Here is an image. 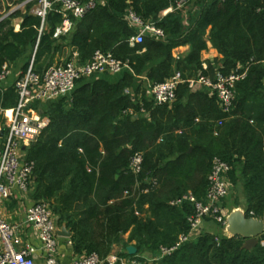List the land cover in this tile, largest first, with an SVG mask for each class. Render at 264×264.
Listing matches in <instances>:
<instances>
[{
	"label": "trees",
	"instance_id": "1",
	"mask_svg": "<svg viewBox=\"0 0 264 264\" xmlns=\"http://www.w3.org/2000/svg\"><path fill=\"white\" fill-rule=\"evenodd\" d=\"M25 1L0 0V5L6 2L10 9ZM180 1L104 0L82 18L71 16L72 30L57 38L54 32L64 21L60 5L44 23L33 13L39 0L4 18L0 14V70L8 63L24 73L35 53L33 68L43 74L73 51L86 63L97 50L112 51L129 65L117 82L84 78L70 96L44 104L50 123L26 150V158L35 162L31 196L48 202L58 225L73 232L77 255L96 252L106 260L129 233L127 244L135 243L137 253L129 254L126 247L120 257L145 251L159 257L161 248L173 246L189 230L193 213L191 203L172 201L189 191L205 198L215 157L232 167L231 191L243 185L247 216L264 218V0H185L193 8L188 25ZM170 7L174 10L162 16ZM130 10L155 22L165 36L147 34L142 43L131 45L139 29L127 20ZM209 44L222 57L204 69L202 54ZM186 45V54L174 55ZM239 65L248 67V74L237 83L229 112L208 89L192 91L185 84L172 104L150 99L151 86L176 72L185 78L214 76ZM18 100L15 82L0 86V107L6 110L0 129ZM136 152L144 157L140 173L130 167ZM243 244L242 237L205 228L198 238L151 263L137 259L143 264H264V245L245 249Z\"/></svg>",
	"mask_w": 264,
	"mask_h": 264
},
{
	"label": "built area",
	"instance_id": "2",
	"mask_svg": "<svg viewBox=\"0 0 264 264\" xmlns=\"http://www.w3.org/2000/svg\"><path fill=\"white\" fill-rule=\"evenodd\" d=\"M29 1L18 4L16 9H20ZM103 2L104 0H39L33 13L40 16L44 23L48 12L55 5H60L59 11L63 14L64 21L54 32V37L57 38L72 30L74 24L71 16L82 18ZM185 4L186 1L181 0L178 2V7L181 8ZM173 10V7L168 8L162 16ZM127 20L139 29L137 34L130 38L131 45L142 43L147 34L157 38L165 36L164 30L156 26L155 22H145L132 10L128 12ZM19 29L20 26L17 24L16 30ZM34 58L35 53L28 70L15 80L19 100L11 111L0 155V264H63L59 252L57 219L48 202H34L27 207L24 218L19 221H10L4 215L5 204L15 192L23 195L30 193L35 162L26 158L24 148L30 147L50 123V118L45 114L44 109L36 107L35 104L54 102L70 96L81 79L104 74H121L129 70L128 63L117 58L112 51L97 50L86 63L79 62V53L73 51L70 59L50 66L43 74L34 70ZM207 67L208 65L203 63V68L207 69ZM247 74L248 67L243 65H239L228 74L218 70L214 76L199 73L197 76L185 78L181 72H176L171 78L151 86L150 99L159 105L172 104L177 99L180 85L185 84L192 91L208 89L210 94L218 96L223 110L229 112L235 99L236 85L245 79ZM11 75V67L5 63L0 70V85ZM126 92L130 93V90L127 89ZM5 112L6 110L0 107V115ZM127 112L133 114L134 109L130 108ZM143 161V154L136 152L130 165L133 172H141ZM231 169L228 162L221 157H215L208 177L209 187L205 198L200 199L189 191L172 201L176 206L186 202L192 204L193 213L188 217L189 230L180 234L173 246L161 248L156 260L201 236L209 220L227 226L228 214L222 201L231 191V183L228 179ZM148 191V188L144 189V192ZM260 243L264 245V237L261 238ZM104 262L139 264L134 259H125L115 254L109 255L104 260L96 252L75 257L71 264H104Z\"/></svg>",
	"mask_w": 264,
	"mask_h": 264
},
{
	"label": "crops",
	"instance_id": "3",
	"mask_svg": "<svg viewBox=\"0 0 264 264\" xmlns=\"http://www.w3.org/2000/svg\"><path fill=\"white\" fill-rule=\"evenodd\" d=\"M189 49H190L189 45L178 47L174 50V55L175 56L184 55L189 51ZM221 57H222V55L219 54L217 49L213 48V46L211 44H209L208 50L204 51L202 54L203 62L206 64H208L209 61H213L214 59L221 58ZM20 74H21V71H20L19 67L14 68L12 70V75L9 77V79L7 81H5L4 83H2L0 86H3V87L10 86L11 84H13V82H15V80L17 79V77ZM98 77L99 78L104 77L111 82H117L122 78V74H109V75H101ZM144 79H145V76L142 75L136 80V88L142 83V81ZM148 93L150 95V91ZM44 104H47V103H40L39 104V106H41L40 108H42L44 106ZM42 110H43V108H42ZM0 131H1V129H0ZM1 145H2V147L0 148V155H1L2 148H3V143ZM26 150L27 149H24L25 155H26ZM234 188H235V186L233 185V190L231 191L232 193L225 200V202H224L225 205H223V207L226 209L228 215L233 210H235L237 208H241V209L246 211V207H247L246 197H245L244 190H243V185L241 183H239L236 187L237 189L235 188V190H234ZM34 202L35 201L31 196V191L28 195H23L19 192H15L13 194V196L11 197V199L8 202H6V204H5L4 215L10 221L22 220L25 216V212H26L27 207L32 205ZM207 226L209 227V230H210L211 225L209 223H206L204 228H207ZM223 234L225 235V228L223 229ZM128 237H129V233L125 234L123 237L124 238V244L116 245L111 254H115V255L119 256V253L123 252L126 247H128L130 245L135 246V243H131L129 245L127 244ZM59 252H60V259H61V262L63 264H71L75 257L80 256V255H77L74 253L72 241L70 243L67 239L62 238V237L59 238ZM145 252L146 253L138 254V256L135 258L127 257L125 259L137 260V258L142 257V258L147 259V260L149 259L152 262L156 260L157 257L155 258V255L152 254L153 252H150V251H148V252L145 251Z\"/></svg>",
	"mask_w": 264,
	"mask_h": 264
},
{
	"label": "water",
	"instance_id": "4",
	"mask_svg": "<svg viewBox=\"0 0 264 264\" xmlns=\"http://www.w3.org/2000/svg\"><path fill=\"white\" fill-rule=\"evenodd\" d=\"M57 234L71 243L73 232L65 224L58 225ZM225 235L228 237H242L244 239L243 247L252 249L260 243L261 238L264 236V218L247 216L245 210L237 208L227 216ZM127 251L129 254L134 255L137 253V248L130 245L127 247Z\"/></svg>",
	"mask_w": 264,
	"mask_h": 264
},
{
	"label": "rangeland",
	"instance_id": "5",
	"mask_svg": "<svg viewBox=\"0 0 264 264\" xmlns=\"http://www.w3.org/2000/svg\"><path fill=\"white\" fill-rule=\"evenodd\" d=\"M17 6V5H16ZM16 6H12L10 9L8 8V4L6 3V2H4L3 3V5H0V14L2 13V14H4V15H6V14H8L9 12H13V11H15V10H17L16 9ZM187 5H185V11H184V14H185V17H184V22L188 25V23H189V21L191 20V18H190V14H189V10H191V9H193L191 6L190 7H186ZM24 6H22L21 8H23ZM183 8V7H182ZM9 9V10H8ZM68 53L69 52H67L66 53V55L63 57V59L64 58H66L67 56H68ZM14 69V67H12V70ZM89 79V78H88ZM39 107H41V106H39ZM6 131H7V126L5 125H3L2 126V128H1V131H0V138L2 139V140H0V148L2 147V143L4 142V137H5V134H6ZM208 223V222H207ZM210 225H211V231L213 232V233H216V234H222L223 233V229H221L216 223H214V222H212V223H210ZM207 228L209 229V227L207 226ZM144 253H146V252H144ZM153 255H155L154 253H152ZM156 257H158V256H156L155 255V258ZM145 261H147V263H150V262H152L151 260H147V259H145ZM136 262L137 263H139V264H143V262H140V260L139 259H137L136 260Z\"/></svg>",
	"mask_w": 264,
	"mask_h": 264
}]
</instances>
